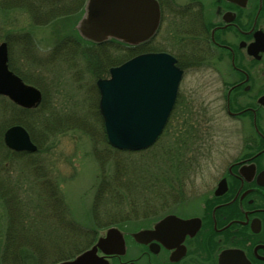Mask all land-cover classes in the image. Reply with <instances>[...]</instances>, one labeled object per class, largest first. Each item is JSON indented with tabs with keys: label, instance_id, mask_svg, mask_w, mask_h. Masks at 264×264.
Instances as JSON below:
<instances>
[{
	"label": "flooded vegetation",
	"instance_id": "flooded-vegetation-1",
	"mask_svg": "<svg viewBox=\"0 0 264 264\" xmlns=\"http://www.w3.org/2000/svg\"><path fill=\"white\" fill-rule=\"evenodd\" d=\"M158 2L160 24L143 52L170 53L183 71L179 86L192 72L193 94L210 96L193 104L192 97L182 100L180 88L168 123L177 119L174 128L186 129L180 140L200 144L214 131L202 122L217 121L221 162L205 190H194L200 193L189 202L196 209L172 210L200 223L197 230L162 228L141 239L126 223L125 253L108 258L111 264H264V0ZM161 218L144 221L143 229Z\"/></svg>",
	"mask_w": 264,
	"mask_h": 264
},
{
	"label": "rangeland",
	"instance_id": "rangeland-1",
	"mask_svg": "<svg viewBox=\"0 0 264 264\" xmlns=\"http://www.w3.org/2000/svg\"><path fill=\"white\" fill-rule=\"evenodd\" d=\"M32 1L31 10L26 9L30 7L27 1L24 4L25 7L10 9L1 14L0 43L3 40L12 42L11 56L14 66L23 75L34 78L46 88L47 104L52 105L51 108L55 107L54 105L61 106V112L65 108L64 115H70L80 121L78 125L81 127H62L55 138L50 140L48 152L41 155L43 162L53 169L55 178L60 181V191L71 207L74 218L76 217L81 223H88L89 220L91 222V207L93 208L98 187L102 182H105L106 187L111 188L110 191L105 192V199L102 203L103 211L116 210L118 206H123V209L127 211L134 203H137L142 217L151 208L158 210L156 211L158 213L160 209H163L157 216L165 214L168 210L180 209L183 212L194 210L195 206L189 201L200 193L194 190H205V186L211 183L214 176L212 167L221 162L217 160V155L223 143L217 121L215 124L202 122L204 128L212 126L214 131L209 141L196 146L194 152L198 155L195 159H183L178 163L177 159L173 158V154L169 158V153H160L162 147L172 144L173 140L187 138L184 133L186 129L178 132L174 128L175 125H179L177 119L172 121V126L169 124L158 143L148 151L125 153V155L118 156L105 142L102 124L94 114V104L99 96L94 87V76L90 72L92 67L88 62V58H92L90 53L86 52L85 56L78 43L76 47L69 49L73 58L62 59L63 51L59 53L55 51L58 50L57 46L61 42L60 32L64 33L65 26L58 23L61 16L74 12L77 16L81 9L65 10L66 8L60 6L61 3L56 0L48 1L46 4L45 0ZM85 2L86 0H83L82 4L84 5ZM47 5L57 6L58 10L55 11L51 7L44 12ZM43 7V11L40 12ZM46 13L51 14L46 15ZM77 20L73 18L70 24L74 26ZM77 45H80V49ZM150 45L154 47L156 43ZM112 51L114 52L112 56L116 57H114L115 62L129 58L122 50H118V46L109 48V52ZM108 76V71L105 70L101 77ZM196 78L198 79L192 72L185 76L181 84L180 95L182 100L192 97L193 104L200 105L204 102L202 104L204 105L210 96L205 93L203 95L200 91L197 95L193 94L197 83ZM211 110L216 115V108ZM57 111L59 112V108ZM6 120L8 119L0 114V133L10 124ZM66 129L68 131L63 132ZM174 131L181 136L179 138L176 135L172 136ZM89 132L95 138L89 135ZM194 152L187 154L193 158ZM0 159L2 163H8L14 172L10 176V173L3 171V175H7L8 179H13L17 184H19L18 181H23L22 184L25 183L29 192L37 190L35 184L31 183L35 172L30 169L29 164L26 165V161L4 159L2 156ZM167 164L169 169H167ZM190 167L193 168L188 169ZM118 168L123 174L121 183L118 182L120 178L115 174ZM126 181L134 185L133 191L125 185ZM23 193L26 194L27 190H23ZM134 193L138 195L132 197ZM99 197L103 198L100 195ZM146 208H149L148 211ZM150 215H146L148 218L145 219L157 218V216L150 218ZM142 217H136V219ZM107 220L110 219L103 218L101 222L105 223ZM7 222L10 223L9 216L0 198V249L4 244Z\"/></svg>",
	"mask_w": 264,
	"mask_h": 264
},
{
	"label": "water",
	"instance_id": "water-1",
	"mask_svg": "<svg viewBox=\"0 0 264 264\" xmlns=\"http://www.w3.org/2000/svg\"><path fill=\"white\" fill-rule=\"evenodd\" d=\"M160 21L157 0H88L78 29L95 42L116 38L131 45L153 36ZM6 42L0 43V94L31 108L42 100L40 90L26 84L8 64ZM168 53H144L111 68V76L98 80L99 109L105 121L110 144L120 149L139 150L152 145L162 133L176 100L182 70ZM6 144L17 151L38 149L23 125H13L4 133ZM200 223L169 215L153 229L136 233V237L162 228L177 227L193 232ZM123 231L109 227L91 248L59 264H111L108 256L125 253ZM101 253V254H100Z\"/></svg>",
	"mask_w": 264,
	"mask_h": 264
},
{
	"label": "trees",
	"instance_id": "trees-1",
	"mask_svg": "<svg viewBox=\"0 0 264 264\" xmlns=\"http://www.w3.org/2000/svg\"><path fill=\"white\" fill-rule=\"evenodd\" d=\"M27 1L30 7L26 9L31 10V7L33 6L32 0H0V28L2 26L1 14H3V12L6 13L5 11H8L10 9L23 8L25 7L24 4ZM82 2L83 0H80V4L78 5L79 9H81L82 7ZM64 7L66 8L65 10H73V8L67 6ZM53 14L51 16H53ZM75 14L76 13L74 12L73 14L71 13L62 15L60 21H64V18H66L67 16H72L70 20H72L73 18L78 19L80 13L77 16H75ZM51 18L54 19L56 17ZM62 26H65V31L64 33L60 32L61 42L57 46L58 50L55 51H58V53L60 51H63L62 59L73 58V54H71V51H69V49H73V46L76 47V43L80 44L81 48L83 49L82 51L84 55L86 54V52H89V55L92 57L88 58V60L90 63H93L90 72L95 78L101 77L105 70H107L109 73V68L112 65H116L124 61V59H122L121 61L115 62V56H112L114 52H109V48H111L112 46L111 42H105L102 44L87 42L79 36H76L74 32L71 33L67 31L68 29H66V27L68 25ZM68 32L71 34H69ZM80 45H77L78 49H80ZM118 50H122L123 52V49L121 47H118ZM124 53L130 58L135 55L136 51L134 50L131 54L125 51ZM10 67L21 76L26 77L18 68L14 66L12 56H10ZM34 83L36 82L34 81ZM47 102V95L44 94L43 101L37 108L25 109L16 105L7 97L0 96V114L3 117L7 118L8 120L6 121H9L10 123L8 126H6V128H3L4 130L0 133V151L2 152L0 153V157L2 156V158L10 160L22 159V161H26V165L29 164V166L31 167L30 169L35 172L36 165H38L37 168H39L42 163H44L41 159V155L48 152L50 147V140L55 138L62 127H81L78 125L80 124L79 119L76 120L74 118H71L73 119L72 121L71 119H67L64 117L65 115L63 113L65 111V108H63L62 112L61 109H59L58 112L57 109H54V107L51 108L52 105L49 106L50 104H47ZM97 107L98 106L96 102L94 114L96 115V118L98 117V119L102 120ZM16 123H21L29 128L33 140L39 146V149L36 153H18L5 147L3 140L4 132L9 126ZM48 123L50 124L47 125ZM67 129L63 132L68 131ZM90 132L88 134L92 135ZM102 134L104 136L105 142L108 144L104 128H102ZM92 136L95 138L94 135ZM197 145L198 144L191 141L173 140L172 144L165 146L164 149L160 150V153H169V158H171V154H173V158H176L179 163V160L183 159L192 160V157H189L187 153L194 152ZM108 146L118 156L125 155V153H141L144 151H148L149 149L154 147L152 146L149 149L134 152L122 151L111 147L109 144ZM175 151L177 152L175 153ZM167 169H169L168 164ZM3 171H7L8 173H10V176L12 173H14L12 167H10L8 163H2L0 159V198L5 204L6 214H8L10 220V223L7 222L8 229L6 228L7 232L5 235L4 244L0 249V264H54L55 262L62 259L73 258L78 253L88 248L94 241L95 236L93 235L92 231L88 229V227H86L87 224H93L99 226L100 228H103L109 225H115L121 222H125L124 220H126V217L139 216L141 214L137 207V203H134L133 206L130 207V209L127 211L123 209V206H118L119 208H117L116 210L108 209L103 211L104 207L102 203L105 199V192L110 191L111 188L110 186L106 187L105 182H102L98 187L96 199L94 201L93 208L91 209V222L87 224L81 223L76 217L74 218L72 210L69 208V206L66 203H63V200H60L61 198H63L60 189L58 190L54 187L56 191L48 193L42 189L37 188L36 191L29 192L28 188L25 187V183L22 184L23 181H18V183L20 184L19 185L15 183L13 179H8L6 177L7 175H3ZM41 171L40 173L35 172V174L33 175L31 183L35 184V187L42 186L49 181L46 178L47 175ZM115 174L118 178H120L118 182L121 183L123 174L119 170V168L116 170ZM4 177H6V179ZM125 185L130 191L134 190V185L129 184L127 181L125 182ZM23 190H27V193H23ZM17 193V200H15L14 197ZM22 194L24 196H22ZM99 195L103 198L99 197ZM137 195V193H134L132 194V197ZM144 201L148 200L144 199ZM33 205L36 209L39 210V214L41 215V217H30V210L32 209ZM146 209L148 211L149 208ZM156 211L158 210L151 208L147 213H145V211L144 215L146 216L151 214L149 216L150 218L155 217L160 212H162L163 209H160L159 213ZM105 216H107L108 218H106ZM103 218L110 220L102 223L101 220ZM145 218L148 217L146 216ZM57 219H59L60 222L57 223ZM26 225H29L28 229L25 227ZM16 229H18L16 231L17 234H15V232L13 231ZM49 258L50 261H48Z\"/></svg>",
	"mask_w": 264,
	"mask_h": 264
},
{
	"label": "bare ground",
	"instance_id": "bare-ground-1",
	"mask_svg": "<svg viewBox=\"0 0 264 264\" xmlns=\"http://www.w3.org/2000/svg\"><path fill=\"white\" fill-rule=\"evenodd\" d=\"M56 1H58V2H60L61 3V5H65V6H67V7H76L77 6V1L78 0H56ZM157 2H158V0H157ZM52 7V5H48L45 9H44V7L42 8V10L40 11V12H42L43 11V9H44V12L45 11H47L48 9H50ZM158 9L161 11V9H160V4H159V2H158ZM46 15H49V14H46ZM72 18V16H67L66 18H64V21H58V23H61L62 25H68L69 26V28L67 27L66 29H68L67 31H71V33L72 32H74V34L76 35V36H79L80 38H82L83 40H85V37H83L82 36V33L80 32V30L78 29V27H76V24H77V22L74 24V26H72L71 24H70V19ZM57 23V24H58ZM66 23V24H65ZM65 31V30H64ZM66 31V32H67ZM69 33V32H68ZM71 33H69V34H71ZM151 38V37H150ZM2 42H6L7 44H8V49H10V47H12V42H9V41H6V40H3ZM1 42V43H2ZM123 44H124V46H123V50L125 51V52H127V53H129V54H131L135 49H134V47H133V45H131V44H129L128 42H123ZM154 53H167V52H156V51H153ZM168 54H170V53H168ZM171 55V54H170ZM87 61V60H86ZM89 62V61H88ZM90 63V62H89ZM91 65H93V63H90ZM26 77H23V76H21V79L26 83V84H29V85H33V86H35V87H37L39 90H40V92H41V94H42V98H44V94H48V92H47V90H46V88L43 86V85H38L39 84V82H37L34 78H30L28 75H25ZM94 78V81H95V83H94V87H95V90L97 91V93H99L98 94V101H97V104H99V101H100V98H101V95H100V90H99V87H98V85H97V82H98V80H100V79H102L103 77H97V78H95V77H93ZM34 81L36 82V83H38V84H36V83H34ZM181 87L180 86H178V89H180ZM50 89H48V91H49ZM0 96H5V97H7L8 99H10L12 102H15L14 100H12L9 96H7V95H2V94H0ZM20 105V104H19ZM21 107L22 108H25V109H27L28 107H25V106H22L21 105ZM60 107L61 106H58V105H56L55 107H54V109H57L58 110V108L60 109ZM70 114V113H69ZM65 118H67V119H71V118H73V117H71L70 115L69 116H66V114H65V116H64ZM100 123L102 124L101 125V127L102 128H104V129H106V126H105V121L102 119V120H100ZM17 124H19V125H23V124H21V123H16V124H14V125H17ZM50 123H48L47 125H49ZM168 125V123L166 124V126H165V128L163 129V131H162V133L160 134V136L156 139V141L150 146V147H152V146H155L157 143H158V141H159V139L161 138V136H162V134L164 133V131H165V129L168 127L167 126ZM25 128H26V130L27 131H29V133H30V135H31V132H30V130H29V128L28 127H26L25 125H23ZM106 134V133H105ZM31 137H32V135H31ZM106 137H107V134H106ZM4 140V139H3ZM180 140V139H179ZM34 143L37 145V147H38V149H39V146H38V144L34 141ZM4 144H5V147L7 148V149H9V150H14V149H11L7 144H6V142L4 141ZM55 145V144H54ZM38 149L36 150V151H33V152H29V151H17L16 150V152H18V153H27V154H31V153H36L37 151H38ZM162 149H164V146L162 147ZM161 149V150H162ZM1 153V152H0ZM217 154V153H216ZM216 154H214V155H216ZM210 155V154H209ZM208 155V156H209ZM217 160H219L218 158H217ZM38 167V165H36V170H35V172H38V173H40V171L41 172H43L44 174H46L47 176H46V178L49 180L46 184H44V185H42V186H36V188H39V189H42V190H44L45 192H48V193H51V192H55L56 191V189H60L61 190V185H60V181L59 180H57L56 178H55V172L52 170V169H49V167L48 166H46V164L45 163H42V165L39 167V168H37ZM42 174V173H41ZM43 175V174H42ZM56 189H55V188ZM17 195H18V193L15 195V197H14V199L15 200H17ZM63 196V195H62ZM61 201L63 200V203H66L67 205H68V203H67V201H66V199H65V197L63 196V198H61L60 199ZM58 203V202H57ZM69 206V205H68ZM69 208H71V207H69ZM91 209H92V207H91ZM167 209V208H166ZM194 209H196V207H194ZM179 211H181L180 209H178ZM182 212V211H181ZM165 215L166 216H169V215H176L177 217H179V218H181V219H184V220H188L189 218H183V217H181V216H179V215H177V214H174L171 210H168V212H166L165 213ZM30 217L31 218H34V217H41V215L39 214V210L38 209H36L35 207H34V205L32 206V209L30 210ZM136 217H142V215L140 214L139 216H132V217H126V219H127V221H125V222H121V223H127L128 224V226H129V229L130 230H132V231H134V232H138V231H143L144 229V226H145V217L143 216L141 219H136ZM164 217V216H163ZM191 219V218H190ZM90 221V220H89ZM89 221H88V223H89ZM34 222V221H33ZM56 222L58 223V222H60V220L59 219H57L56 220ZM85 224H87V222H84ZM121 223H118V224H115V226H119ZM27 229L29 228V225H26L25 226ZM86 227H88V229H90L91 231H92V233H93V235L94 236H99L101 233H102V230H101V228L99 227V226H96V225H93V224H87L86 225ZM18 229H16V230H13L14 232H15V234H17V231ZM140 238L142 239V238H144V236L143 235H141L140 236ZM69 259H71V258H68V259H62V260H59V261H57V262H55L54 264H59V263H61V262H64V261H66V260H69Z\"/></svg>",
	"mask_w": 264,
	"mask_h": 264
}]
</instances>
